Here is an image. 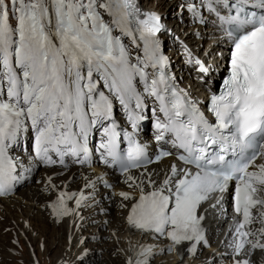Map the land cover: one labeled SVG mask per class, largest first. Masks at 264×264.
Here are the masks:
<instances>
[{"label":"snow or ice","instance_id":"snow-or-ice-1","mask_svg":"<svg viewBox=\"0 0 264 264\" xmlns=\"http://www.w3.org/2000/svg\"><path fill=\"white\" fill-rule=\"evenodd\" d=\"M9 2L11 13L5 0H0V197L9 195L14 182L23 180L35 162L66 166L65 158L71 157L75 163L91 164L89 133L94 127H103L105 139L97 148L100 161L117 166L126 176L125 183L139 189V198L127 215L130 226L166 236L172 242L169 250L191 242L188 251L195 253L197 245L205 241L204 215L199 211L202 204L217 193L222 196L234 181V210L241 219L229 247L233 264H250L241 254L264 250V226L256 231L246 228L253 222V209L264 225V196L260 195L264 192V163L257 162L258 157L264 159V11L258 15L246 8L264 10V0L231 4L216 0L235 10V15L218 17L221 23L235 27L228 32L232 37L230 74L224 90L210 100L212 123L186 92L170 83L164 71L167 57L160 54L157 35L163 28L161 18L155 12L141 13L135 0ZM207 7L215 11L213 0H207ZM189 8L194 11L191 5ZM13 18L14 26L10 23ZM136 33L143 43V56L133 62L121 36H132L135 42ZM196 63L201 71H208L199 60ZM148 68L154 70L150 83ZM137 76L144 91L159 102L164 116L165 122H155V140L165 141L166 133L170 134L174 147L183 150L176 159L184 167L171 164L159 184L148 173L149 191L131 170L146 169L173 153L162 150L153 159L127 132L128 147L122 152L115 122L104 126V121L112 119L110 97H114L135 130L142 119L131 107L133 101L136 109L142 103L133 83ZM101 81L108 95L99 90ZM29 127L34 157L32 166L24 168L9 150ZM229 153L231 158H226ZM18 166L23 171L16 175ZM85 187H92L91 182ZM118 195L132 199L128 192ZM73 199L79 208L86 197L82 192L60 191L49 204L53 215L58 219L71 215L74 210L67 201ZM153 255L152 247L142 245L128 264H149Z\"/></svg>","mask_w":264,"mask_h":264},{"label":"bare ground","instance_id":"bare-ground-1","mask_svg":"<svg viewBox=\"0 0 264 264\" xmlns=\"http://www.w3.org/2000/svg\"><path fill=\"white\" fill-rule=\"evenodd\" d=\"M151 7L163 12L162 9H159L155 5H151ZM169 21L172 22V20ZM189 32H191V30ZM212 34L213 33H210V35ZM196 36L197 34L188 33L184 39L189 40L192 37ZM218 46L219 48H221L220 43H218ZM216 82L217 81H215V79L212 81V89L215 88ZM52 171L54 170L47 172L46 176L41 177V183L32 184L31 186H28L27 189H22L18 193H16L13 199L5 200V202L3 203L0 202V217L4 218V220L0 222V228L10 229V233H0V238H5L10 234L17 233L19 244L16 246H20L23 248L22 240H25L27 243L26 245L30 250L29 252L32 253L33 240L30 238H26V232L37 233V236L39 237V247L44 243L45 234L42 232L43 227L39 224L40 228L42 229L39 230L37 228V224L35 225V219L41 218L45 215V211L42 209V206L50 199V197L47 196L48 193L57 190V183L59 181L62 182L63 185L66 184V180L69 175L67 174L65 176H56L54 180L51 179V185H49L48 179ZM67 184L73 185L74 188L78 187L79 185L76 178L69 179L67 181ZM43 189H45L46 191H43ZM226 196L228 195L223 194L222 199H224ZM217 197H219V195ZM71 209L74 210L73 213L68 218H66L59 226L51 224L53 229L56 230V228L59 227L60 232H62V228L64 231V237H62L61 233L59 232H56L57 234L55 233V235L51 236V245L53 244L54 246L57 244L59 246L61 245L63 240L64 245L62 247V250H64L66 246L71 243V250L73 251L74 256L79 252H86L87 257H89L93 254L94 246H103L106 244L105 247H103L105 249V252H107L105 253L106 259L110 264H114L116 258L121 256L120 251L124 247V242H119L118 238H124L123 236H127L125 224L123 223L124 219L120 217L119 212L115 211L111 215V217L113 218L112 222L105 225L101 222H96V219L94 218H88L87 213H81V211L76 207L75 202L71 204ZM48 218L49 217L46 216L47 223H49ZM105 231H107V233ZM102 239H105L103 243L101 242ZM16 246L10 245L8 251L6 252V254H8V258H10L11 256L14 257V255L18 252ZM39 251L40 252L38 255L45 254L46 257H49L46 252L51 251V249L50 247H48V245H46L45 251L43 253H41V250ZM111 252L116 254V258H110L109 254ZM34 256V254L30 255V264H38V259H34ZM62 256L63 253L60 254L58 261ZM260 256L264 260V254H261ZM17 257H22L21 251L19 252ZM170 257L171 255L157 257L152 264H169Z\"/></svg>","mask_w":264,"mask_h":264},{"label":"rangeland","instance_id":"rangeland-1","mask_svg":"<svg viewBox=\"0 0 264 264\" xmlns=\"http://www.w3.org/2000/svg\"><path fill=\"white\" fill-rule=\"evenodd\" d=\"M6 1L8 2V5L11 7L9 0H6ZM142 3L146 6L155 5L159 9H162L163 11H164V6L169 5L168 0H151V2H150V0H142ZM186 36H187V34H186ZM185 40L187 41L188 39H185ZM218 84H219V82L217 81L215 88L218 86ZM3 220H0V222H2ZM36 224H37V228L39 230H42L40 228L39 224L43 227L42 232L45 234L44 243L39 247V237L37 236V233L36 232H32V233L26 232V238H30L33 240V244H32L33 253L29 252L30 250L28 249V246L26 245L27 244L26 241L22 240L23 248L20 246L16 247L17 251H21L22 257L19 258V257L14 255V257L11 256L10 258H8V256H7L8 254H6V252L8 251V248L10 247V245L15 246L16 242H19L18 238L16 236H14V234H10L9 236H7L5 238H0V246H1L0 247V261L2 260V262H0V264H30L29 259H30L31 254L35 255L34 259H38V264H56V262H58L60 254L64 253L62 250V247L64 245V241L62 240V243L59 246L57 244L53 246V244L51 245V236L55 235L56 232L57 233L59 232V233H61L62 237H64L63 228H62V232H60L59 227H57L56 230L53 229V227L51 225L52 223L51 222L47 223L46 216L35 219V225ZM4 229H3V231L10 230V229H5V230ZM105 232L107 233V231H105ZM6 233H10V231L6 232ZM16 235H18V234H16ZM123 237L125 238V236H123ZM104 240L105 239H102L101 242L103 243ZM118 240H119V238H118ZM46 245H48V247H50V249H51V251L46 252V254H48L49 257H46L45 254L44 255H38L40 252L39 250H41V253H43L45 251ZM105 245H103L102 247H105ZM109 256H110V258H116V256L115 257L112 256V253L109 254ZM17 258H19V259H17ZM98 264H110V263L107 261V259L105 257L104 261L101 263H98ZM114 264H122L121 263V257L116 258V261Z\"/></svg>","mask_w":264,"mask_h":264}]
</instances>
